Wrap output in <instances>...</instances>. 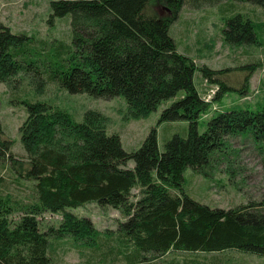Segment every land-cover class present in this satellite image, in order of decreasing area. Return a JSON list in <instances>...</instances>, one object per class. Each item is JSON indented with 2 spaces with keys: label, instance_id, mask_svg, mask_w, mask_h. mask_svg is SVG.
Wrapping results in <instances>:
<instances>
[{
  "label": "trees",
  "instance_id": "16d2710c",
  "mask_svg": "<svg viewBox=\"0 0 264 264\" xmlns=\"http://www.w3.org/2000/svg\"><path fill=\"white\" fill-rule=\"evenodd\" d=\"M155 4L167 14L156 12ZM51 5L55 17L70 14V42L15 34L0 24V83L15 88L29 78L40 92L54 85L96 99L123 96L136 118L183 91L159 121L184 120L189 130L161 151L153 128L141 147L129 152L118 134L107 133L100 111L89 110L78 122L60 107L22 100L27 117L20 135L27 156L12 151L0 120V163L17 181L30 180L34 197L18 205L0 195V264H56L53 245L69 236L92 255L84 264L106 261L107 254L125 264H215L208 256L227 251L264 258V163L259 201L213 208L182 187L187 169L207 175L216 162L231 163L234 138L250 141L264 159V107L218 110L199 133L202 114L227 93L224 79L233 70L197 65L170 34L185 8H216L226 21L225 43L264 46V0H56ZM263 65L258 59L245 67L253 71ZM205 84L216 85L209 102ZM130 160L133 168L127 166ZM226 173L235 179L231 165ZM5 183L0 176V187ZM90 202L119 209L127 219L102 238L91 219L66 210ZM46 212H62L59 227L43 228L40 216ZM175 253L193 257L168 258Z\"/></svg>",
  "mask_w": 264,
  "mask_h": 264
},
{
  "label": "rangeland",
  "instance_id": "374dc122",
  "mask_svg": "<svg viewBox=\"0 0 264 264\" xmlns=\"http://www.w3.org/2000/svg\"><path fill=\"white\" fill-rule=\"evenodd\" d=\"M53 1L56 0H0V24L10 28L15 34L68 43L72 34L71 16L69 14L64 17H55L51 5ZM162 7L159 4L154 5L156 12L166 15L167 12ZM224 29H226V21L224 19L222 21L216 8H210L208 12L185 8L170 29V34L175 39L179 50L188 53L197 65L205 64L217 70L230 67L233 70L228 73L229 77L225 76L224 79L229 85L227 93L213 101L210 109L202 114L198 126L199 133L205 131L207 122L218 110L246 108L260 110L264 107V65L255 66L253 71L245 67L249 63H254L255 60H264V46L254 43L227 44L223 40ZM203 39H205L204 42H202ZM198 76L199 73L196 74L195 82L199 87L201 84L198 83ZM24 81L22 85L15 88L12 85L0 83L1 124L12 141V151L19 157L27 156L20 135L21 125L27 117V108L22 100L46 102L60 107L69 112L78 122L84 120V114L87 111H100L106 117L107 133L118 134L123 148L129 152L139 149L153 128L157 130L158 146L161 151L165 150L166 143L175 135L184 137L189 130V125L184 120L159 121L164 108L181 98L184 95L183 91L176 98L161 104L156 111L136 118L132 116L130 107L123 96L109 100L96 99L89 94H71L54 85H47L45 90L40 92L36 90V84L31 83L29 78ZM215 87L216 85L210 84H205L203 87L206 90L205 96L208 102L213 99ZM230 145L233 163L232 161L231 163L216 162L207 175L199 174L192 169L185 171L182 187L188 190L187 194L192 199L213 208L224 209L261 199L264 159L250 141H245L241 137L230 140ZM1 164L0 176L6 183L0 187V195L11 197L18 205L31 200L34 197L32 182L25 179L17 181L14 174L5 170ZM228 165L236 169L234 179L236 181L231 180L226 173ZM127 166L133 168L134 161L130 160ZM138 192L139 189L136 187L132 193L133 201H136ZM66 210L79 217L91 219L102 238L109 233L113 234L120 227L119 224L127 219L121 210L111 206H101L97 202L86 203L78 208H66ZM15 216L18 217L19 214ZM62 219V212H46L40 216L45 229L59 227ZM53 246L56 264H84L92 257L90 252L83 250V242L75 241L72 236L62 239ZM106 256L107 260L101 259L98 264L102 262L103 264H125L120 259L113 261L112 255ZM175 257L191 259L193 256L187 253H175L168 258ZM208 258L215 264H264L263 257L238 251L210 254Z\"/></svg>",
  "mask_w": 264,
  "mask_h": 264
},
{
  "label": "water",
  "instance_id": "95a60500",
  "mask_svg": "<svg viewBox=\"0 0 264 264\" xmlns=\"http://www.w3.org/2000/svg\"><path fill=\"white\" fill-rule=\"evenodd\" d=\"M164 8H166V7H162V9H164Z\"/></svg>",
  "mask_w": 264,
  "mask_h": 264
}]
</instances>
